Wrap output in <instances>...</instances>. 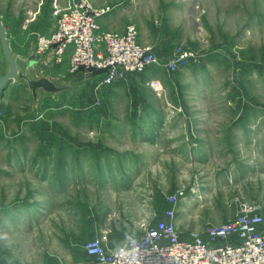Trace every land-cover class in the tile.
<instances>
[{
  "label": "rangeland",
  "instance_id": "1",
  "mask_svg": "<svg viewBox=\"0 0 264 264\" xmlns=\"http://www.w3.org/2000/svg\"><path fill=\"white\" fill-rule=\"evenodd\" d=\"M16 1L0 0V18L28 50L56 31L54 0L34 14ZM37 17L48 20L32 30ZM139 19L143 45L165 36L162 61L180 47L198 57L110 85L52 60L44 74L63 89L34 97L21 78L0 94V264H70L87 239L122 245L168 220L204 232L240 202L264 230V0H151Z\"/></svg>",
  "mask_w": 264,
  "mask_h": 264
},
{
  "label": "built area",
  "instance_id": "2",
  "mask_svg": "<svg viewBox=\"0 0 264 264\" xmlns=\"http://www.w3.org/2000/svg\"><path fill=\"white\" fill-rule=\"evenodd\" d=\"M59 1L52 5L56 31L49 36L38 34L35 54L43 57L52 52L56 64L69 62L71 73L81 68L101 70L104 83L110 85L127 75L152 73L161 67L174 72L198 57L195 51L180 47L162 61L153 47L141 43L136 24H128L123 32L101 26L111 7L96 9L91 0ZM150 86L156 92L162 90L159 79ZM169 199L175 202L177 197ZM85 249L101 264H264V230L257 222V206L240 202L234 217L209 225L204 232L186 234L168 220L129 234L119 246H111L106 234L98 235L85 243Z\"/></svg>",
  "mask_w": 264,
  "mask_h": 264
},
{
  "label": "crops",
  "instance_id": "3",
  "mask_svg": "<svg viewBox=\"0 0 264 264\" xmlns=\"http://www.w3.org/2000/svg\"><path fill=\"white\" fill-rule=\"evenodd\" d=\"M91 1L95 7H104V6L111 7V11L101 18V22L104 25V28L109 29V30H117V31L120 30V31H122L125 29V27L129 23L134 22V23H137L139 25V27L141 26V23L138 21V20H140L139 14L143 11V8L148 6V4L151 0H91ZM51 3H52V0H42V1L41 0H17L15 3V6H17L18 8H24V9L26 8L25 14H34L33 13V10H35L34 8H37L39 6V7H41V10H42V7L49 6V5H51ZM173 5L178 6V4L175 2ZM37 11L38 10L35 11V15H36ZM136 17L138 20L136 19ZM51 18L53 19V17H51ZM12 20H14V19H12ZM38 20H40L39 24L38 23H30L31 24L30 29L31 28H32V30L33 29L34 30L39 29V26L42 27L41 23H45L48 19L43 17V19L41 20V18L38 19V17H37L36 21L38 22ZM2 21H3V23L7 29L8 39H9V42H10V45H11L13 51L19 57H21L23 60L28 61L26 64H25V62H23L22 63L23 66L26 65L27 67H29L28 69H31L33 66L34 69L39 71L41 76L44 75L43 77H47V78L55 80L56 76L44 74L45 71L43 69V67H49V66H50V68L51 67L54 68L52 65V62H51L53 60L52 52H50L46 57H38L35 54V46L34 45H32L28 50H25L21 47L20 48L17 47L16 49H19V50H16L14 47V44L11 40V37H10V27L7 24V22L4 21L3 18H2ZM19 21H22L21 23H24L25 21L32 22L33 19L26 18V15H25L24 18L19 20ZM166 21H167L166 18L164 19V21H162L161 29H162V25ZM53 22L55 23L54 19H53ZM15 23H17V22H15ZM150 25L152 26V23ZM54 28H55V24H54V27L51 29V31H53ZM153 28H156V27H153ZM20 37H22V36H20ZM140 39H141L140 41L142 42V39H143L142 34H140ZM156 41H157L156 43L152 42L154 47L156 48L155 50L158 51L159 53H163L162 48L164 46H166V45H164V44H166L165 43V36L158 37ZM67 66H68L67 62H65L64 64H62L56 68L60 69L61 72L66 73V71L68 69ZM46 73H47V71H46ZM95 232H97L95 234H97V235L99 234L98 231H95ZM140 232L141 231H138L135 233L138 234ZM87 240H90V239H87ZM122 242H123L122 244L126 243V237L123 239ZM119 245L117 244V246H119ZM113 246H115V245H113ZM70 264H101V263H98L93 257L88 255V253L86 252V249H85V244H84L83 252L79 255V257L77 258V260L75 262H70Z\"/></svg>",
  "mask_w": 264,
  "mask_h": 264
},
{
  "label": "water",
  "instance_id": "4",
  "mask_svg": "<svg viewBox=\"0 0 264 264\" xmlns=\"http://www.w3.org/2000/svg\"><path fill=\"white\" fill-rule=\"evenodd\" d=\"M0 45L2 49V54L4 55L6 61V69L5 71L0 72V94L4 93V91L8 88L12 81H16L19 79H24L31 89L34 92V97H36V93L40 89H44L45 91L58 92L63 89L54 82L53 79L34 75L35 69H28L26 65L23 66V62L25 64L28 62L27 60H23L19 57L12 49L8 35L7 29L0 18ZM31 59V58H30ZM27 69V70H26ZM34 71V72H33Z\"/></svg>",
  "mask_w": 264,
  "mask_h": 264
},
{
  "label": "bare ground",
  "instance_id": "5",
  "mask_svg": "<svg viewBox=\"0 0 264 264\" xmlns=\"http://www.w3.org/2000/svg\"><path fill=\"white\" fill-rule=\"evenodd\" d=\"M68 70V69H67Z\"/></svg>",
  "mask_w": 264,
  "mask_h": 264
}]
</instances>
